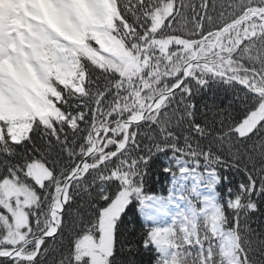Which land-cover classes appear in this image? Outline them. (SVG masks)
Here are the masks:
<instances>
[{
	"label": "snow or ice",
	"instance_id": "obj_1",
	"mask_svg": "<svg viewBox=\"0 0 264 264\" xmlns=\"http://www.w3.org/2000/svg\"><path fill=\"white\" fill-rule=\"evenodd\" d=\"M177 198L160 264H264V0H0V264H133Z\"/></svg>",
	"mask_w": 264,
	"mask_h": 264
},
{
	"label": "trees",
	"instance_id": "obj_2",
	"mask_svg": "<svg viewBox=\"0 0 264 264\" xmlns=\"http://www.w3.org/2000/svg\"><path fill=\"white\" fill-rule=\"evenodd\" d=\"M167 163V160H166ZM221 178L220 182L215 185L216 192L220 197L234 194L238 191L240 183L245 179L243 174L236 169H223L220 170ZM167 176V174H165ZM159 172H154L152 178L149 181L146 191L154 195L167 194L168 189L171 186L172 179H168ZM227 176L228 179H224ZM228 189H232V193L228 192ZM129 212L126 219L129 220V229L135 232V240L137 246L134 251L129 255V259L133 261V264H160L158 259L159 252L155 246H149L144 248L139 241L143 238V234L152 229L150 223L144 218V213L139 205L133 201L132 205H129ZM254 233L261 239H264V205L261 209L251 216L249 221Z\"/></svg>",
	"mask_w": 264,
	"mask_h": 264
},
{
	"label": "rangeland",
	"instance_id": "obj_3",
	"mask_svg": "<svg viewBox=\"0 0 264 264\" xmlns=\"http://www.w3.org/2000/svg\"><path fill=\"white\" fill-rule=\"evenodd\" d=\"M161 197H164V196H161ZM184 208H185V203L181 201L179 198H177L176 200L172 201V203L169 205L167 213L163 215L162 217H160L158 220H153L150 217H147V218L150 220L151 223L155 225V228L156 227H161V228L167 227L169 226L171 222L170 217L175 216L180 211H183Z\"/></svg>",
	"mask_w": 264,
	"mask_h": 264
}]
</instances>
